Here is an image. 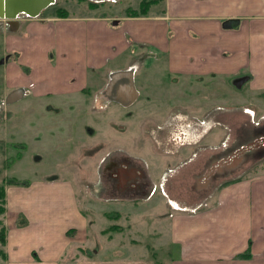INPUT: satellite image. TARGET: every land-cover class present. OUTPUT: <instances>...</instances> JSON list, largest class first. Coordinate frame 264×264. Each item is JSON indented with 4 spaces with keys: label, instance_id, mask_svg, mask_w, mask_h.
<instances>
[{
    "label": "crops",
    "instance_id": "crops-1",
    "mask_svg": "<svg viewBox=\"0 0 264 264\" xmlns=\"http://www.w3.org/2000/svg\"><path fill=\"white\" fill-rule=\"evenodd\" d=\"M156 5L143 17L42 15L46 8L16 17L17 29L5 37L7 94L22 88L36 98L80 102L101 98L105 89L104 98L128 108L140 94L139 67L129 56L142 48L149 59H163L168 76L226 75L233 83L245 77L248 89L264 93V0ZM228 19L237 25L224 27ZM6 198L12 218L5 222V264H264V171L222 183L207 208L169 216L146 247L151 259L137 243L126 247L122 228L106 237L103 257L88 251L87 221L67 181H34L7 190Z\"/></svg>",
    "mask_w": 264,
    "mask_h": 264
},
{
    "label": "rangeland",
    "instance_id": "rangeland-1",
    "mask_svg": "<svg viewBox=\"0 0 264 264\" xmlns=\"http://www.w3.org/2000/svg\"><path fill=\"white\" fill-rule=\"evenodd\" d=\"M56 1L42 15H58L64 9L63 16L70 17H122L139 3L105 1L92 7L89 0ZM7 29L0 21V185L12 177L28 184H10L6 191L27 188L34 181L69 182L87 221L88 251L98 250L99 258L106 237L117 232L104 230L119 225L126 247L139 244L140 253L151 259L150 238L164 233L159 231L167 228L169 216L207 208L222 183L264 171V146L252 151L246 147L247 141L264 132V93L248 89L245 77L233 83L226 75L168 76L163 59H149L142 48L138 56H129L139 67L140 94L128 108L104 98L103 91L101 98L90 95L80 102L36 98L32 93L7 102ZM235 149L243 159L232 161L240 164L209 176L211 161ZM111 160L144 172L142 192L115 191L106 173ZM107 212L120 216L108 219ZM10 216L5 209L0 228H6ZM25 224L22 216L20 225ZM0 250L5 251L1 242ZM0 263L5 260L0 258Z\"/></svg>",
    "mask_w": 264,
    "mask_h": 264
},
{
    "label": "flooded vegetation",
    "instance_id": "flooded-vegetation-1",
    "mask_svg": "<svg viewBox=\"0 0 264 264\" xmlns=\"http://www.w3.org/2000/svg\"><path fill=\"white\" fill-rule=\"evenodd\" d=\"M91 2L94 3H100L102 1H94V0H89ZM10 3V0H9ZM15 3V2H14ZM57 1L54 0L53 3H51L49 6H53L54 4H56ZM48 6V7H49ZM23 9L22 6L20 4H13L12 8H11V12L13 14H16V12H18V10ZM24 10H22L23 12ZM10 12V13H11ZM42 10L39 12V15L41 14ZM17 17H20V19L22 18H27V16L25 14H19ZM3 22H5V24H7V28L9 31H14L13 27L15 26V28L17 29V24H13V23H8V20L5 19L4 17L1 18ZM16 89H22V88H16ZM23 91V96L27 95V92L22 89ZM103 94H105V89L103 91ZM14 95V94H13ZM11 93H8L7 98H13L15 96H13ZM22 96V97H23ZM124 100L128 101L127 98ZM262 147L264 146V132L260 133L259 136H257L255 139H252L250 141H247L246 143V147H247V151H252L253 148H258V147ZM236 150V149H235ZM232 150L230 151L225 157L222 158H216L213 159L210 163L209 166V176L215 175V174H221L224 171H230L233 170L234 168H236L240 163L237 162V160H234V162L232 161L233 158L238 157L239 162H241V160L243 159V154L239 151H235ZM240 154V156H238ZM125 167V171L122 170L121 168L124 169ZM132 167L131 165L127 164L126 162H117L114 160H111L107 163L106 165V170H107V175L109 177V179L112 181V187L115 189V191L117 190L118 192L121 193H126V192H131V191H142V188L144 186V172L137 168L138 171L135 172V174L133 175V172L130 171ZM136 168V167H135ZM123 176H125V178H123Z\"/></svg>",
    "mask_w": 264,
    "mask_h": 264
},
{
    "label": "trees",
    "instance_id": "trees-1",
    "mask_svg": "<svg viewBox=\"0 0 264 264\" xmlns=\"http://www.w3.org/2000/svg\"><path fill=\"white\" fill-rule=\"evenodd\" d=\"M160 2H161V0H139L137 8H132V7L127 8L126 16H130V17L144 16L148 13L151 6L156 5ZM90 6L95 7V6H97V4L92 2V3H90ZM57 14L63 16V15H66V11L64 9H62V10L59 9ZM10 162L11 161H8V164H10ZM227 182H229V181L224 182L223 185ZM10 184L26 185L28 183H22L18 179L12 177V178H7L6 181L0 185V215L3 214L5 212V209H6L5 208L6 186H8ZM105 216L108 219H118L120 214L118 212H114V213L107 212V213H105ZM120 230H121V227L119 225H111L110 227L105 229L103 233H105V232L108 233L111 231H120ZM0 242L3 246L6 243V228H5V226H1V228H0ZM241 256L246 257V256H248V254H241ZM0 258L3 260L6 259L5 251L0 250ZM0 264H2V263H0Z\"/></svg>",
    "mask_w": 264,
    "mask_h": 264
},
{
    "label": "water",
    "instance_id": "water-1",
    "mask_svg": "<svg viewBox=\"0 0 264 264\" xmlns=\"http://www.w3.org/2000/svg\"><path fill=\"white\" fill-rule=\"evenodd\" d=\"M51 0H17L15 3L11 2L9 3V0H0V17L1 18H5L8 20V23H13L16 24V17L19 14H25L27 17H36L39 15V12L46 8L49 4ZM94 1H106V0H94ZM109 1H117V0H109ZM13 4H20L22 6L23 9L18 10V12H16V14H13L11 12V8ZM22 10H24L22 12ZM11 12V13H10ZM238 21L237 20H232V19H228L224 22V27L226 28H231L234 27L235 25H237ZM15 26L13 27V30H15ZM132 73V71H128V75L130 76ZM124 74V73H115L114 75H112V77H119V75ZM129 79V84L132 85V81ZM133 87V86H132ZM134 89V88H133ZM135 92V89H134ZM11 94L15 97L13 98H7V102H10L16 98H20L23 96V91L22 89H15L11 92ZM128 100H131V98H129Z\"/></svg>",
    "mask_w": 264,
    "mask_h": 264
},
{
    "label": "built area",
    "instance_id": "built-area-1",
    "mask_svg": "<svg viewBox=\"0 0 264 264\" xmlns=\"http://www.w3.org/2000/svg\"><path fill=\"white\" fill-rule=\"evenodd\" d=\"M54 2V0H51L50 2H49V4H48V6L51 4V3H53ZM239 160V159H238Z\"/></svg>",
    "mask_w": 264,
    "mask_h": 264
},
{
    "label": "bare ground",
    "instance_id": "bare-ground-1",
    "mask_svg": "<svg viewBox=\"0 0 264 264\" xmlns=\"http://www.w3.org/2000/svg\"><path fill=\"white\" fill-rule=\"evenodd\" d=\"M11 2H16L17 0H10Z\"/></svg>",
    "mask_w": 264,
    "mask_h": 264
}]
</instances>
